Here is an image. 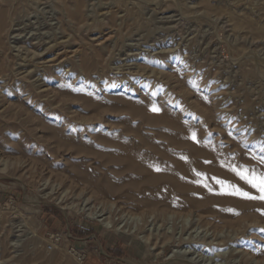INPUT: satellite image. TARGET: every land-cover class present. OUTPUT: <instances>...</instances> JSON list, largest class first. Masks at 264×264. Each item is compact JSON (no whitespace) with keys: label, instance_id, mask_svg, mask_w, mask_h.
<instances>
[{"label":"rangeland","instance_id":"374dc122","mask_svg":"<svg viewBox=\"0 0 264 264\" xmlns=\"http://www.w3.org/2000/svg\"><path fill=\"white\" fill-rule=\"evenodd\" d=\"M12 1L0 0V264H264V224L137 222L40 143L94 111L83 98L264 146V0Z\"/></svg>","mask_w":264,"mask_h":264},{"label":"bare ground","instance_id":"6f19581e","mask_svg":"<svg viewBox=\"0 0 264 264\" xmlns=\"http://www.w3.org/2000/svg\"><path fill=\"white\" fill-rule=\"evenodd\" d=\"M4 17L2 11L0 43ZM80 101L83 108L93 107L94 111L83 117L81 124L73 125L66 119L63 125L48 127L40 141L43 152L51 158L64 159L66 156L64 165L72 175L81 179L85 174L91 175L103 196L117 198L120 204L138 212L135 221L168 219L220 227H234L246 222L264 224V201L217 194L220 186L212 179L229 181L259 195L222 167L221 162L244 164L264 172V165L250 159V153L260 151L261 145L238 141L229 136L225 128L168 123L146 118L142 110H100L101 101L93 103L83 98ZM105 113L123 114L126 119L105 126L100 123ZM129 120H137V124H128ZM192 133L196 134L199 143L191 138ZM197 172L203 177H198ZM198 180L201 182L197 183ZM204 183L209 187L203 186ZM230 209L239 214H233L228 211Z\"/></svg>","mask_w":264,"mask_h":264},{"label":"snow or ice","instance_id":"6c2138e0","mask_svg":"<svg viewBox=\"0 0 264 264\" xmlns=\"http://www.w3.org/2000/svg\"><path fill=\"white\" fill-rule=\"evenodd\" d=\"M153 111H159L158 108L153 106ZM231 135V133H229ZM194 142L199 143V140H197L196 134L192 133L191 137ZM261 155H257L256 153H250V159L256 160L259 165H264V146L260 148ZM222 167H226L230 172H232L239 180L243 181L244 184L248 185L251 189H254L255 192L259 193V195H254L249 191L243 190L240 186L236 184H232L229 181H224L222 179H219L217 177H213V181L220 186V191L217 194H224V195H232L236 196L240 199H247V200H260L264 201V172H261L258 168H250L247 165L240 164L237 165L235 163H225L221 162ZM159 170V169H157ZM195 171V170H194ZM198 177H203L202 173H196ZM206 180V177H204ZM201 181H197V183H200ZM205 187H209L207 183H204ZM211 191L212 189L209 188ZM233 212V214H239L236 213L234 210H228ZM264 214V213H262Z\"/></svg>","mask_w":264,"mask_h":264}]
</instances>
